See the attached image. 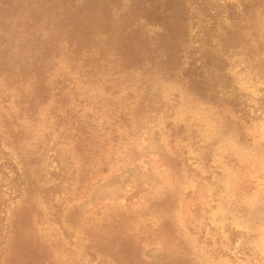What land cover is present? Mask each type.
Instances as JSON below:
<instances>
[{
    "label": "rangeland",
    "instance_id": "rangeland-1",
    "mask_svg": "<svg viewBox=\"0 0 264 264\" xmlns=\"http://www.w3.org/2000/svg\"><path fill=\"white\" fill-rule=\"evenodd\" d=\"M185 2L175 44L132 0H0V264H264V0ZM189 53L239 107L186 85Z\"/></svg>",
    "mask_w": 264,
    "mask_h": 264
},
{
    "label": "trees",
    "instance_id": "trees-1",
    "mask_svg": "<svg viewBox=\"0 0 264 264\" xmlns=\"http://www.w3.org/2000/svg\"><path fill=\"white\" fill-rule=\"evenodd\" d=\"M132 7L130 10L136 14L140 13V17L145 20L147 23L160 27L164 29L167 33L172 34L173 38L165 37L164 34H158L157 36L161 38V43L168 41L170 43L176 42L181 43L187 38L188 23L192 16L189 14L188 7L185 0H132ZM250 2H246L242 5V10H237L234 5H226L224 10H226V15L228 19L236 26L237 23L243 21V18L247 16ZM134 6V7H133ZM194 13H201L203 19L201 24L204 26L203 34L210 38V34L214 32L215 20L210 15L211 11L207 10L206 5L201 4L197 6V9ZM180 46V44H179ZM121 48L124 50L122 53V61L128 63H133L141 55L149 53L148 49H142L141 43H133L131 40L125 39V42L121 45ZM173 48H167L163 58L165 59L166 71L174 72L182 62V57L178 56V52L173 53ZM191 54V53H189ZM189 62L187 63V68H182L181 76L186 81V85L198 93L201 97L207 98L209 102L216 104H223L225 106L239 107L236 105V100H218L212 92H210V84L212 80L215 79L217 72H221V66L217 64V60L211 58L208 53H202L201 56L195 58L194 55H190ZM40 65L36 66L31 64L33 70L31 73H34L36 78L39 80L40 75L42 74L43 69V58L40 59ZM182 65V64H181ZM43 93H34V99H40ZM232 104V105H231ZM243 113V112H242ZM245 114V113H243Z\"/></svg>",
    "mask_w": 264,
    "mask_h": 264
}]
</instances>
